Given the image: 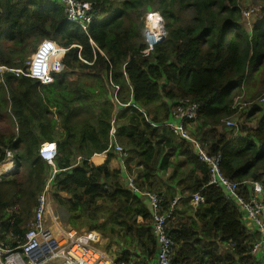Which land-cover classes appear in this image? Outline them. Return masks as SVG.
I'll use <instances>...</instances> for the list:
<instances>
[{
  "label": "trees",
  "instance_id": "trees-1",
  "mask_svg": "<svg viewBox=\"0 0 264 264\" xmlns=\"http://www.w3.org/2000/svg\"><path fill=\"white\" fill-rule=\"evenodd\" d=\"M79 1L96 2L100 10L88 32L67 21L58 1L0 0V66L25 68L43 40L66 50L64 68L53 73L52 85L0 74V165L10 150L18 169L0 184L3 233L27 230L23 226L31 217L30 207L53 173L39 148L54 142L58 173L51 198L63 223L99 233L107 241L104 248L120 261L154 264L158 245L152 211L147 199L121 182L122 171L111 170L110 162L118 156L114 148L109 150L115 139L127 153V164L144 165L136 178L140 189L149 185L151 190L153 174L169 167L173 172L167 181L184 188L185 198L168 222L177 244L172 264H261L251 253L260 236L246 229L241 210L224 198L223 189L209 185L208 165L194 146L151 124L169 120L181 98L201 102L196 136L205 142L215 139L206 150L221 154L224 175L264 186V105L243 114L235 103L264 71V19L248 31L241 23L239 0ZM149 13L161 14L167 36L146 57ZM156 16L149 22L160 26ZM261 83L259 93H264ZM239 113L244 126L240 136L234 137L232 130L228 141L231 132L220 135L216 127ZM103 153L108 161L94 165V155ZM201 190L204 201L194 207L193 196ZM174 197L164 198L165 211ZM14 206L23 207L25 216H17ZM224 245L234 250L222 254Z\"/></svg>",
  "mask_w": 264,
  "mask_h": 264
},
{
  "label": "built area",
  "instance_id": "built-area-1",
  "mask_svg": "<svg viewBox=\"0 0 264 264\" xmlns=\"http://www.w3.org/2000/svg\"><path fill=\"white\" fill-rule=\"evenodd\" d=\"M65 6L67 21L79 26L88 32L100 12L96 2L84 3L79 0H53ZM254 10L243 13V19L252 16ZM160 23L157 33L147 26L146 37L148 49L144 55L149 57L155 46L166 38L164 21L156 14ZM152 15H149V23ZM63 52V53H61ZM66 50L51 40H43L30 56L25 68L14 69L0 66V74L10 73L16 78L29 77L37 80L43 86L52 85L55 81L53 73L59 71L55 62L61 64V58ZM116 92L118 87H114ZM264 104V97L260 100ZM130 106V105H128ZM202 103L192 98H181L176 101L171 109L170 119L160 125L151 124L154 128L168 129L179 139L191 143L199 160L208 165L210 181L209 185L223 189L224 198L232 201L241 210L246 229L249 232H257L260 239L254 243L252 255L262 259L264 264V186L255 181L234 182L228 179L221 169L222 156L211 155L202 146L201 142L194 138L191 130L192 124H197ZM225 126L232 130H238V124L233 119L224 121ZM115 130L112 131V135ZM115 149L116 153L125 157V149L114 139L109 150ZM6 159L0 165V184L13 172L5 170L15 167V152L6 150ZM58 145L54 142H44L39 148L40 157L52 168L44 190L39 194L33 211V218L25 226V232L3 233L0 222V264H127L120 261L115 255L107 251L104 246L107 241L97 232L89 230H75L65 225L55 210V204L51 198V185L54 176L58 173L56 159L58 157ZM11 164V165H9ZM140 168H143L142 166ZM16 170V167H15ZM135 175L126 178L127 187L137 196L147 199L152 211L153 233L158 245V253L154 264H172L177 244L168 231V222L172 217L179 198L175 199L169 211L163 208L164 197L156 192L140 189L136 184ZM202 190L193 196L192 203L199 205L203 202ZM232 249V245L229 247ZM204 264H208L205 262Z\"/></svg>",
  "mask_w": 264,
  "mask_h": 264
},
{
  "label": "rangeland",
  "instance_id": "rangeland-1",
  "mask_svg": "<svg viewBox=\"0 0 264 264\" xmlns=\"http://www.w3.org/2000/svg\"><path fill=\"white\" fill-rule=\"evenodd\" d=\"M239 3H240V9H241V23L246 27V29L248 31H250L256 21L264 19V0H239ZM252 10H254V13L252 14V16L248 19H243V13H245L247 11H252ZM148 17H149V14H148V16L146 15V19H145L146 28H147V26H150L151 30L155 29L157 31L159 29V26H154L153 24H151L152 22L147 23ZM150 21H151V19H150ZM166 36H167V33H166ZM30 56H32V55H29L28 58H30ZM27 60H29V59H27ZM61 71L62 70H59L58 72H61ZM263 80H264V71L259 73V74H256L254 76V78L249 82V84H247L246 87L243 89V91H242L243 93L240 94L239 98L235 99L236 106L241 105V107L239 108L240 113L247 114L252 109L253 106H256L258 104L261 105L260 100L262 97H264V93H259V90H260V87L262 84L261 81H263ZM261 91L262 90H260V92ZM240 113L238 115L232 117V118H229V119L235 120L238 124V127L244 126V118L240 115ZM224 120H226V119H224ZM221 126H223V124H221ZM234 131H239V129L234 130ZM202 144H203L204 148H206V149L209 148V145L205 141H202ZM10 167H13V166H10ZM10 167H8V168H10ZM17 170L18 169L16 168V170L7 179H10L11 176L13 174H15ZM35 205H36V203H33L30 207L31 217H30L29 221H27L26 224L23 226L24 228L33 218V211H34ZM22 208L20 206H14L11 208V210L19 217L23 216V215L25 216V212ZM57 211L59 212V210H57ZM59 214L58 215L62 219V215H63L62 212H59ZM221 248H222V250H221L222 254H226V253L231 252V248H229V246L224 245V246H221Z\"/></svg>",
  "mask_w": 264,
  "mask_h": 264
},
{
  "label": "crops",
  "instance_id": "crops-1",
  "mask_svg": "<svg viewBox=\"0 0 264 264\" xmlns=\"http://www.w3.org/2000/svg\"><path fill=\"white\" fill-rule=\"evenodd\" d=\"M61 66V69L60 70H63V65L60 64ZM229 119V118H228ZM227 120V119H226ZM225 120L222 121V124L223 126H219V127H216V129L218 130V133L220 135H223L225 132H231L230 135L227 136V139L228 141H232V129H229L225 126ZM198 123L197 124H192L191 125V130L193 131V136L194 138L198 139L201 144H202V141H205L203 136H196V134L198 133ZM224 129H223V128ZM207 132H210L212 130V128H206ZM211 133V132H210ZM209 133V134H210ZM208 134V135H209ZM240 136V130L239 131H235V134H234V137L235 136ZM220 137V136H219ZM219 137H217V139H220ZM224 137H221V140H223ZM213 139L214 138H209L207 140L208 143L210 142H213ZM215 140V139H214ZM206 142V143H207ZM203 146V144H202ZM204 147V146H203ZM206 149V148H205ZM208 152V151H207ZM97 156H101L103 157L102 158V161H100V163H96L95 162V158ZM92 163L96 166H102L104 165L107 161H108V154H96L94 155V157L92 158ZM143 167V168H140V167ZM110 168L111 170L113 171H122V177H121V182L122 183H127L126 181V178L128 175H135V176H138L140 173L144 172L145 171V167L143 164L139 163V161H136L134 162L133 164H127L124 157L119 155L116 157V158H113L110 162ZM186 169V168H185ZM173 172V169L171 167L168 168V170L163 173V172H160V171H157L155 174H153V180H152V183H153V186H152V189L150 190L148 187L149 185L146 187V189H143V190H148V191H151V192H156V193H159L160 195H162L164 198H166V196L168 197V195L170 196L172 193H174L175 197L173 199V201L177 198H179V201H181L183 198H185V196H183V190L184 188H179L178 187V182L175 183V184H170L167 179L168 177L172 174ZM189 184V183H188ZM153 190V191H152ZM159 191V192H158ZM172 201V202H173ZM192 206L194 207H197L198 205H195L193 203H191ZM58 215V214H57ZM59 216V215H58ZM66 216V214H65ZM66 225V224H65Z\"/></svg>",
  "mask_w": 264,
  "mask_h": 264
},
{
  "label": "clouds",
  "instance_id": "clouds-1",
  "mask_svg": "<svg viewBox=\"0 0 264 264\" xmlns=\"http://www.w3.org/2000/svg\"><path fill=\"white\" fill-rule=\"evenodd\" d=\"M91 2H93V1H91ZM88 3V2H87ZM99 12H100V10H99ZM156 14H159L160 16H161V14L160 13H149V15H156ZM148 16V15H147ZM162 17V16H161ZM162 19H163V17H162ZM163 21H164V19H163ZM94 24V23H93ZM92 24V25H93ZM164 27H165V21H164ZM91 28V27H90ZM165 31H166V28H165ZM166 33H167V31H166ZM166 39V38H165ZM52 41V40H51ZM161 44V43H160ZM159 45V44H158ZM59 46V45H58ZM62 64V63H61ZM240 128V127H239ZM160 131H162V130H160ZM243 224H244V222H243ZM245 226V225H244ZM261 262H262V260H261ZM262 264V263H261Z\"/></svg>",
  "mask_w": 264,
  "mask_h": 264
},
{
  "label": "bare ground",
  "instance_id": "bare-ground-1",
  "mask_svg": "<svg viewBox=\"0 0 264 264\" xmlns=\"http://www.w3.org/2000/svg\"><path fill=\"white\" fill-rule=\"evenodd\" d=\"M154 26H156V25H154ZM152 31L157 33V31L155 29H152ZM9 165H11V164H9ZM13 171H15V167H10V168L5 170L6 173L13 172Z\"/></svg>",
  "mask_w": 264,
  "mask_h": 264
}]
</instances>
